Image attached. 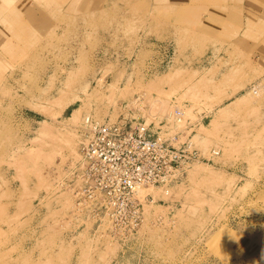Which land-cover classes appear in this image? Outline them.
I'll list each match as a JSON object with an SVG mask.
<instances>
[{"label": "rangeland", "instance_id": "obj_1", "mask_svg": "<svg viewBox=\"0 0 264 264\" xmlns=\"http://www.w3.org/2000/svg\"><path fill=\"white\" fill-rule=\"evenodd\" d=\"M186 11L0 0V264H264V65L193 36ZM87 116L197 158L88 215L68 186Z\"/></svg>", "mask_w": 264, "mask_h": 264}, {"label": "built area", "instance_id": "obj_2", "mask_svg": "<svg viewBox=\"0 0 264 264\" xmlns=\"http://www.w3.org/2000/svg\"><path fill=\"white\" fill-rule=\"evenodd\" d=\"M174 114L181 121L183 113ZM189 144L171 147L138 119L111 123L85 117L68 185L75 206L100 216L124 202L134 204L140 189L166 182L185 161L196 160Z\"/></svg>", "mask_w": 264, "mask_h": 264}, {"label": "crops", "instance_id": "obj_3", "mask_svg": "<svg viewBox=\"0 0 264 264\" xmlns=\"http://www.w3.org/2000/svg\"><path fill=\"white\" fill-rule=\"evenodd\" d=\"M172 6L187 9L184 21L193 36L242 54L260 71L264 65V0H172Z\"/></svg>", "mask_w": 264, "mask_h": 264}, {"label": "bare ground", "instance_id": "obj_4", "mask_svg": "<svg viewBox=\"0 0 264 264\" xmlns=\"http://www.w3.org/2000/svg\"><path fill=\"white\" fill-rule=\"evenodd\" d=\"M177 110H175V113H176ZM84 120V119H83ZM77 155V154H76ZM77 158V157H76ZM174 176V175H173ZM140 191V190H139Z\"/></svg>", "mask_w": 264, "mask_h": 264}]
</instances>
